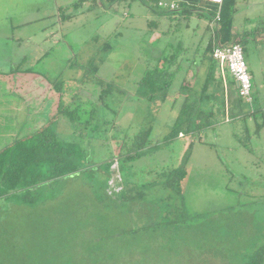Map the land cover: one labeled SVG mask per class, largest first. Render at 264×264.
I'll use <instances>...</instances> for the list:
<instances>
[{"label":"rangeland","instance_id":"374dc122","mask_svg":"<svg viewBox=\"0 0 264 264\" xmlns=\"http://www.w3.org/2000/svg\"><path fill=\"white\" fill-rule=\"evenodd\" d=\"M78 1L0 0V74L7 75L6 79L0 80V110L6 112L10 102L18 100L12 89L20 84L34 83L44 87L46 81H62L64 91L78 93L77 102H86L87 111L96 108L100 113L96 123L100 125L99 131L103 130L101 133L107 135L90 147L97 152L98 158L108 159L110 154L118 156L127 134L152 128V144L159 146L131 164L133 171L140 175L142 169L153 168L158 172L172 165L179 166L192 144L188 176L183 183L184 213L191 217L203 216L205 225L213 233L211 241L216 244L221 236L227 237L236 230L245 231L242 235L250 227L261 229L264 226V40L254 42V47H250L245 56L250 72L255 74L253 95L259 100L253 108L248 104L243 106L244 112H250L246 120L230 116L235 110L226 96V114L216 116V125L193 139L181 134L165 143L185 100V92L179 93V89L186 71L199 72L196 74L197 85L190 91L194 97L204 84L207 66L201 59L217 28L214 21L193 17L188 23H180L176 15L170 16V10L159 7L155 1L151 3L154 11L139 1H121L110 7L102 6L99 0H86L78 9L60 12L59 8ZM181 1L160 0L168 5H178ZM162 12H168V15L159 16ZM234 18L237 30L260 32L264 37V0H237ZM153 21L159 24L158 27L148 26ZM105 45L109 48H104ZM167 55H175L177 63L182 64L180 72L165 102L149 101L143 96L140 81L145 71L156 64L164 70L166 65L162 60ZM94 67L99 68L98 72ZM18 70L21 72H16ZM27 70L36 73L35 78L22 73ZM98 78L114 85L104 103L109 110L98 99L101 91L96 84ZM32 94L40 98L38 102L42 100L43 91L39 88ZM257 107L262 111L253 115ZM10 120L8 115L0 113V127L8 128ZM105 120L109 122L106 129L102 128ZM62 135L69 138L71 134ZM93 137L97 138V135ZM1 139L3 144L11 138L0 134ZM95 156L93 154L92 158ZM113 166L112 178L121 187L116 171L118 165L114 163ZM89 183V180L77 179L68 182L66 188L63 184L58 185L53 190L58 196L56 201L33 209L19 207L10 199H0V257L5 254L4 246L7 255L13 258L15 251L24 260L30 253L39 257L40 264H46L48 252L58 251L52 244H59L65 235V204L73 203L70 198L78 196L81 187ZM53 191L48 189L46 195ZM38 218L52 224L44 226L45 234L36 240L34 231H27V226ZM69 232L73 236L65 237L64 245L73 249L76 238L72 229L66 230ZM53 235L59 237L52 238ZM252 248L249 246L250 250ZM64 252L68 250L65 248ZM224 253L226 256L219 253L224 260L201 262L244 264L240 250Z\"/></svg>","mask_w":264,"mask_h":264},{"label":"trees","instance_id":"16d2710c","mask_svg":"<svg viewBox=\"0 0 264 264\" xmlns=\"http://www.w3.org/2000/svg\"><path fill=\"white\" fill-rule=\"evenodd\" d=\"M84 1L86 0H80L59 10L64 12L78 9ZM99 1L102 6L107 4L110 7L121 1H139L151 10L152 2L155 1L158 6L160 3V0ZM236 4L237 0H223L222 5L203 0H182L178 9L170 10L169 15H176L180 23H188L193 17L206 18L213 22L218 15L220 21L201 59L207 66L204 84L195 97L188 93L174 120L172 131L165 137V143L180 137L181 134L193 139L195 135L200 136L205 129L216 125V116L226 114V96L228 103H232V110H235L230 116H240L244 120L249 116L250 112L243 111V106L248 103L239 96L236 81L228 71L225 80L218 76V63L213 58L218 45L239 43L246 56L250 47H254V42L264 40L260 32L237 30L234 18ZM167 13H159V16L168 15ZM67 17L70 16L64 18ZM158 25L156 21L148 24L150 28ZM104 48L108 49L109 46L105 45ZM177 60L175 55H167L162 60L166 65L164 70H160L156 64L145 71L140 81L144 98L149 101L167 100L181 69L182 64H178ZM98 69L94 67L95 72H98ZM22 73L33 78L36 74L31 70ZM249 73L253 75L250 70ZM6 78L7 75L0 74V80ZM252 82L254 88V77ZM96 84L101 89L98 99L101 105L109 110L104 103L114 85L99 78ZM44 86L49 88L50 97L57 98L50 122L0 151V199H10L19 207L33 209L40 204L56 201L58 196L53 190L58 185L63 184L66 188L68 182L77 179L91 182L81 187L80 195L70 198V201L74 200L73 203L65 204V235H62L59 244H52L58 251L48 252L46 264H205L201 261L224 260L225 257L219 256V253L222 252L226 256L224 252L230 254L235 249L240 250L244 264H264V226L261 229L250 227L247 233L242 235L245 231L236 230L235 233H228L227 237L221 236L216 244L211 241L213 233H210L212 231L205 225L203 216L191 217L184 213L186 201L183 183L188 176L187 163L192 153V144L187 157L179 166L172 165L158 172L153 168L142 169L138 175L133 171L131 164L140 160L148 150L159 146L152 144V128L137 134H127L118 156L110 154L108 159H100L97 152L90 149L96 140L104 139V135H107L101 133L103 130L99 131L100 125L96 123L98 109L87 111L84 107L86 102H77L80 97L78 93L64 91L62 81H46ZM36 90L34 83L20 84L12 89L14 94L19 96ZM184 90L183 86L181 91ZM256 98L253 95V103L248 106L253 108L254 103L258 104L259 100ZM258 111H262L261 107H257L253 115ZM55 118L64 119L70 127L72 134L69 138L57 134L58 123ZM102 124V128L106 129L109 122L105 120ZM95 134L97 138L93 137ZM93 154L96 155L94 158ZM115 162L119 168L120 191H112L110 185ZM48 189L53 191L49 196L46 195ZM157 192L162 194L154 195ZM65 222L67 224H64ZM47 224L52 222L44 218L32 220V223H28L27 231L33 230L37 240L38 236L45 234L42 229ZM56 228L58 229L59 225ZM67 229H72L76 238L73 249L70 245H64L65 237L72 235L70 232L66 233ZM56 237L59 236H52ZM234 242L237 243L236 246ZM249 246L253 248L250 250ZM65 248L68 252H64ZM3 250L5 254L0 257V264H40L39 257H33L30 253L24 260L19 258L16 251L13 258L7 255L4 246Z\"/></svg>","mask_w":264,"mask_h":264},{"label":"crops","instance_id":"0c3cea01","mask_svg":"<svg viewBox=\"0 0 264 264\" xmlns=\"http://www.w3.org/2000/svg\"><path fill=\"white\" fill-rule=\"evenodd\" d=\"M173 4V3H172ZM70 5V4H69ZM171 5V4H170ZM179 5V3H178ZM68 6V5H66ZM197 48L194 52H196ZM192 69H189L186 71V76L184 77V83L181 84L179 93L185 92V100L193 89H195L196 84V74L199 72L195 71L191 72ZM207 73V71H206ZM252 75V74H251ZM189 76L186 80V77ZM252 77L255 79V74L253 73ZM37 90L38 88L43 91V97L36 98L33 97L32 91L28 93L25 96H19L17 101H11V106L9 110H6V112H2L0 110L1 114L8 115L11 120L9 123V127H0V134H5L6 137H9L10 141L8 143H1V141L5 138L0 140V151L4 149L6 146L10 145L16 140H19L21 138H24L26 136H29L30 134L36 132L37 130L41 129L43 126L48 125L50 122V117L53 114V105L54 102H56L57 98H51L49 95V92H45L46 90H49V88H46L43 85H36ZM185 87L184 91H181L182 87ZM201 90V89H200ZM8 91H11L10 89ZM184 100V101H185ZM177 103V102H176ZM57 134H72V131L69 130V126L65 122L64 119H57ZM6 128V129H5ZM63 136V135H62Z\"/></svg>","mask_w":264,"mask_h":264},{"label":"built area","instance_id":"2783aa9c","mask_svg":"<svg viewBox=\"0 0 264 264\" xmlns=\"http://www.w3.org/2000/svg\"><path fill=\"white\" fill-rule=\"evenodd\" d=\"M203 1L213 3V4H218V5H222L223 3V0H203ZM159 7L166 8L169 10L178 9L177 4L168 5L162 2L159 3ZM219 21H220V17L218 15L216 19L214 20V25L216 27L219 25L218 24ZM213 58L218 63L219 75L225 80L226 72L228 71L230 75L234 78L236 83L238 84L239 96L244 101H246L248 104H252L253 103L252 76L249 73L247 61H246L242 46L239 43H234V42L230 44L218 45L214 50ZM113 167H112V170L114 173ZM118 170H116L118 173L117 175H119ZM117 175H115L116 178H117ZM119 179H120V175H119ZM110 185L113 189H115V191L121 190L120 189L121 187L116 185V180L114 181L113 178L110 182Z\"/></svg>","mask_w":264,"mask_h":264},{"label":"water","instance_id":"95a60500","mask_svg":"<svg viewBox=\"0 0 264 264\" xmlns=\"http://www.w3.org/2000/svg\"><path fill=\"white\" fill-rule=\"evenodd\" d=\"M237 86H238V84H237Z\"/></svg>","mask_w":264,"mask_h":264}]
</instances>
